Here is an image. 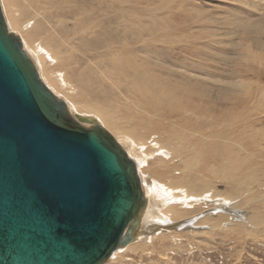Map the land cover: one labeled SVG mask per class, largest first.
<instances>
[{"label": "bare ground", "instance_id": "bare-ground-1", "mask_svg": "<svg viewBox=\"0 0 264 264\" xmlns=\"http://www.w3.org/2000/svg\"><path fill=\"white\" fill-rule=\"evenodd\" d=\"M28 3L27 10L33 14L30 20H25L24 9L13 0H0V7L8 31L20 40L39 80L55 99L66 105L74 120L78 115L95 120L135 165L145 207L138 212V228L127 246L162 229L182 232L207 225V229L217 230L230 218L202 216L188 221L187 218L194 217L191 213L169 208L171 202L185 206L189 198L198 202L205 192L209 201L221 195V200L230 201L226 204L230 203L231 208L247 212L245 218L243 215L238 220L248 219L253 226L264 225V210L257 208L264 203V195L253 197L252 190L248 191L255 187L254 183L257 189L264 190L262 179L254 182V178L248 177V173L252 175L256 170L264 171V132L251 124L246 126L249 122L242 119H233L230 125L234 130L239 125L245 129L251 127L250 133L224 132L220 129L221 123H229L223 122L221 109L206 99L203 90L201 94L197 92L206 84L203 79L147 61L142 65L140 59L130 55L132 45L125 37L138 28L127 14L115 9L112 0H28ZM74 8L73 28L65 30L62 19L71 14L65 12L62 17L59 14L68 9L74 13ZM154 29L157 30L153 26L150 31ZM162 33L159 41L167 42V36ZM74 40L77 43L73 44ZM136 41L135 44H145L143 39ZM59 50L63 53L60 64ZM245 149L249 153L254 149L258 154H246ZM158 155L166 158L160 159ZM210 167L213 169L209 170ZM219 171H227L222 181L229 178L225 195L206 187L201 176L198 177V173L210 172L218 181ZM251 181L253 184L246 186ZM178 194L181 200L175 198ZM221 200L217 202L220 204ZM248 212H251L249 217ZM184 219L187 220L183 222ZM232 225L239 227L240 223ZM126 247L117 248L104 264Z\"/></svg>", "mask_w": 264, "mask_h": 264}, {"label": "water", "instance_id": "water-1", "mask_svg": "<svg viewBox=\"0 0 264 264\" xmlns=\"http://www.w3.org/2000/svg\"><path fill=\"white\" fill-rule=\"evenodd\" d=\"M144 207L135 165L41 83L0 7V264H104Z\"/></svg>", "mask_w": 264, "mask_h": 264}, {"label": "rangeland", "instance_id": "rangeland-1", "mask_svg": "<svg viewBox=\"0 0 264 264\" xmlns=\"http://www.w3.org/2000/svg\"><path fill=\"white\" fill-rule=\"evenodd\" d=\"M13 1L24 9L25 20H30L33 14L27 10L28 0ZM112 4L116 6V10L128 15L133 26L137 25L138 29L127 33L125 37V40L128 42L130 40L129 44L132 45L129 48L130 55L140 59L142 65L151 62L203 79L206 84L197 92L201 94L203 90L206 99L221 109L224 115L223 122L229 123H221L220 129L224 132L230 135L234 134L233 131L250 133L251 127H246V130L242 125L234 130L230 125L233 119H242L244 122H249L246 126L251 124L253 127L256 126V130L264 132V0H112ZM72 10H63L59 14H62L60 17L65 12L71 14L66 19H62L66 25L65 30L73 28L76 8L74 13H69ZM153 26L158 31L155 29L150 31ZM59 29L57 32L64 30ZM162 32L167 36V42L159 41L163 37ZM142 39L145 40V44H135L136 40ZM55 40L58 41L57 38ZM75 41L72 43H77ZM59 51L60 64L63 53ZM207 88L208 91L205 90ZM208 92H211V96ZM246 150L248 149L244 150L246 154L251 153L248 152L250 150ZM257 154L253 149L251 155L257 156ZM158 158L166 157L158 155ZM226 172L219 171L222 176L220 174L218 181L211 177L210 172L198 173V177L201 176L200 179L206 187L214 188V192L225 195L230 185L227 184L228 177L222 181ZM183 177L184 175L181 176ZM248 177L252 180L254 178V182L261 179L264 182V171L261 173L256 170L252 175L248 173ZM250 184H253V181L246 186ZM253 186H255L253 189H248V191L252 190L251 196L264 195L263 189H257L255 183ZM206 193L201 194L198 202H193L189 198L188 205L185 203V206H182L180 202H171L169 208L192 214L194 217L187 218L188 221L196 217L199 220L202 216L230 218L229 221L221 223L217 230L209 227L211 231H208L207 225L198 229L189 228L182 232L165 231L161 228L163 231H160L165 235L157 231L154 236L153 234L145 236L146 238L140 242L138 240L132 246H127L124 251H118L119 254L116 252L117 255H114L108 264H264V225L253 226L248 219L238 220L243 215L245 218L247 212L231 208L230 203L226 204L230 201L221 200V195L209 201L210 197ZM178 197L179 194L175 198L181 200L182 197ZM218 200H221L220 204ZM261 204L262 206L257 207L259 211L264 210V203ZM249 216L251 212H248ZM237 222L240 223L239 227L232 225Z\"/></svg>", "mask_w": 264, "mask_h": 264}]
</instances>
